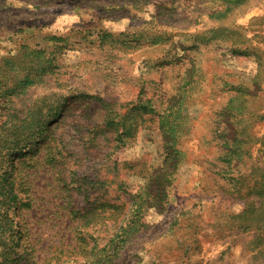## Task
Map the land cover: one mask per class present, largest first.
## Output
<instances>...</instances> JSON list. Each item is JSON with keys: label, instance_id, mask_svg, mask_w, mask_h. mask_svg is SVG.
I'll return each instance as SVG.
<instances>
[{"label": "rangeland", "instance_id": "374dc122", "mask_svg": "<svg viewBox=\"0 0 264 264\" xmlns=\"http://www.w3.org/2000/svg\"><path fill=\"white\" fill-rule=\"evenodd\" d=\"M0 264H264V0H0Z\"/></svg>", "mask_w": 264, "mask_h": 264}]
</instances>
